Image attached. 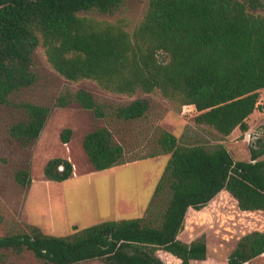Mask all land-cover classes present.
<instances>
[{
  "label": "trees",
  "instance_id": "trees-1",
  "mask_svg": "<svg viewBox=\"0 0 264 264\" xmlns=\"http://www.w3.org/2000/svg\"><path fill=\"white\" fill-rule=\"evenodd\" d=\"M124 0H0V106L31 86L33 53L40 46L50 67L65 80H90L108 93L132 97L159 95L181 109H193V123L212 130L220 142L187 144L160 130L154 152L168 156L151 203L141 218L104 221L67 236H53L26 225L0 237L4 252H30L47 264H163L164 251L180 264L204 262L205 241L183 243L178 236L189 210L199 211L220 192H227L242 211H264V146L251 150L249 161H235L224 139L234 130L245 134L247 119L259 106L264 89V0H149L132 31L122 20H98L94 11L109 14ZM96 119L137 121L147 103L137 100L105 108L84 90L57 98L55 107L71 104ZM23 119L9 129L26 146L39 138L49 115L43 106L22 104ZM71 130L60 140L67 144ZM82 149L93 171L122 164L124 149L105 127L86 134ZM147 157V158H148ZM60 167L62 168L60 170ZM72 164L49 159L44 177L62 183L72 177ZM16 181L30 184L27 171ZM264 254V233L240 238L226 264H250Z\"/></svg>",
  "mask_w": 264,
  "mask_h": 264
},
{
  "label": "rangeland",
  "instance_id": "rangeland-1",
  "mask_svg": "<svg viewBox=\"0 0 264 264\" xmlns=\"http://www.w3.org/2000/svg\"><path fill=\"white\" fill-rule=\"evenodd\" d=\"M148 1L124 0L109 14L89 11L86 15L111 22L122 20L130 32L142 19ZM32 73L34 83L13 93L9 105L0 106V237L26 225L37 226L48 235L67 236L104 221L141 218L169 159L148 157L154 152L160 130L187 144L212 146L220 142L212 130L194 125L193 109H181L158 92L128 97L105 92L90 80H65L50 67L40 46L33 53ZM78 90L88 92L96 102L111 109L143 100L147 111L137 121L124 122L111 117L96 119L74 103L65 108L55 107L57 98ZM25 103L48 108L49 115L39 138L22 146L10 136L9 129L23 119L21 107ZM259 106L261 109L247 119L249 129L245 134L236 130L224 139L235 161H249L251 150L264 146V89L259 92ZM101 127L111 131L113 141L123 147L128 163L96 172L91 171L81 144L86 134ZM65 128L71 130L67 144L60 140ZM52 158L68 160L73 168L72 177L62 183L47 180L43 168ZM259 159L264 160V154ZM18 171L28 172V186L16 181ZM253 232L264 233V211H242L222 191L199 211L187 212L178 240L206 242V261L191 264H226L238 240ZM4 255L0 264H47L37 261L28 251H6ZM157 257L163 264H180L164 251H158ZM78 264L103 263L93 260ZM250 264H264V254Z\"/></svg>",
  "mask_w": 264,
  "mask_h": 264
},
{
  "label": "crops",
  "instance_id": "crops-1",
  "mask_svg": "<svg viewBox=\"0 0 264 264\" xmlns=\"http://www.w3.org/2000/svg\"><path fill=\"white\" fill-rule=\"evenodd\" d=\"M236 130H237V129H236ZM236 130H234V131H236ZM234 131H233V132H234ZM137 162H138V161H137ZM135 163H136V162H135ZM131 164H132V163H131ZM112 169H116V167H115V168H112ZM112 169H111V170H112ZM109 170H110V169H109ZM91 171H93V170H91Z\"/></svg>",
  "mask_w": 264,
  "mask_h": 264
},
{
  "label": "water",
  "instance_id": "water-1",
  "mask_svg": "<svg viewBox=\"0 0 264 264\" xmlns=\"http://www.w3.org/2000/svg\"><path fill=\"white\" fill-rule=\"evenodd\" d=\"M62 168L60 167V170H61Z\"/></svg>",
  "mask_w": 264,
  "mask_h": 264
}]
</instances>
